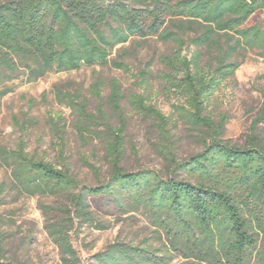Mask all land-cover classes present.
Returning <instances> with one entry per match:
<instances>
[{"label": "trees", "instance_id": "obj_1", "mask_svg": "<svg viewBox=\"0 0 264 264\" xmlns=\"http://www.w3.org/2000/svg\"><path fill=\"white\" fill-rule=\"evenodd\" d=\"M261 11L264 0H0V87L20 73L33 82L50 72L109 64L117 46L157 37L175 47L164 58L163 90L180 97L175 112L199 132L202 150L177 160L172 118L149 105L144 94L134 95L133 107L154 123L158 151L172 172L124 169V94L113 80L104 100L105 83L98 78L95 113L87 111L86 102L72 96L70 101L82 136H98L104 143L111 167L104 182L81 183L67 164L29 152L23 137L13 148H1L23 193L66 198L62 205L41 204L63 264H82L71 230L96 224L90 198L105 199L125 213L143 212L161 240L159 248L116 241L95 255L98 264H169L175 257L199 264H264V141L252 133L245 146L231 145L223 139L227 118L216 122L207 114L212 97L235 78L249 53L264 58V26L251 23ZM112 64L131 71L123 61ZM149 66L141 72L143 81ZM10 91L2 89L0 97ZM263 119L264 110L252 130ZM0 264L14 263L0 257Z\"/></svg>", "mask_w": 264, "mask_h": 264}, {"label": "rangeland", "instance_id": "obj_2", "mask_svg": "<svg viewBox=\"0 0 264 264\" xmlns=\"http://www.w3.org/2000/svg\"><path fill=\"white\" fill-rule=\"evenodd\" d=\"M251 23L264 26V11L258 12ZM174 49L172 42L157 37L133 38L117 46L109 64L50 72L33 82L20 73L18 78L0 87V91L7 87L11 90L0 97V149L13 148L23 137L29 152L58 166L67 164L81 183L98 185L104 182L111 171L104 143L98 136L84 138L78 131L77 111L70 99L72 96L77 103L86 102L87 111L95 113L100 101L93 93V85L98 78L104 81L101 90L106 100L111 93L110 82L116 80L124 94L120 104L126 117L123 168L128 171L152 168L169 175L172 168L158 151L160 138L156 127L150 118L134 109L131 98L144 94L149 105L172 118L177 160L202 150L197 140L199 132L179 118L173 108V104L181 101L180 97L163 90V74L168 71L164 58ZM113 61L125 62L131 71L113 66ZM148 63L151 74L143 81L141 72ZM104 109L116 124L118 117L110 106L107 104ZM263 110L264 58L249 53L235 78L225 82L212 97L207 114L216 122L226 117L223 139L231 145L245 146L252 133L264 141V119L252 130ZM90 165L99 169V174ZM177 176L185 177L184 174ZM65 202L63 196L23 193L0 155L1 259L14 264H63L60 249L49 234V221L41 204L55 206ZM90 204L96 224L76 225L71 230L82 264H98L95 255L116 241L161 247V240L154 235V226L143 212L125 213L102 198H90ZM169 264L199 263L175 257Z\"/></svg>", "mask_w": 264, "mask_h": 264}]
</instances>
